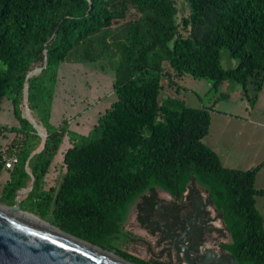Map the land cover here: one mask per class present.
<instances>
[{
  "label": "trees",
  "instance_id": "obj_1",
  "mask_svg": "<svg viewBox=\"0 0 264 264\" xmlns=\"http://www.w3.org/2000/svg\"><path fill=\"white\" fill-rule=\"evenodd\" d=\"M129 10L135 15L127 18ZM221 48L236 60L233 67L220 66ZM62 62H97L112 71L115 99L85 134L67 129L65 119L49 121ZM35 67L40 70L25 79ZM183 74L213 85L233 80L246 98L248 79L259 89L264 0H0V103L10 102L16 120L0 124V134L17 136L11 143L16 152L8 154L16 162L1 188L6 204L31 175L24 197L34 200L40 218L110 250L136 197L155 202V188L178 196L192 179L220 213L230 236L226 248L236 262L264 264V228L254 205L264 191L254 187L264 159L245 169L223 166L201 142L209 108L188 106L173 95L158 99L162 80L172 86ZM24 81L28 114L45 132L43 147L28 158L41 137L22 113ZM64 135L70 145L61 155L63 173L44 190L42 178ZM6 157L0 156V169ZM114 254L135 264H159Z\"/></svg>",
  "mask_w": 264,
  "mask_h": 264
},
{
  "label": "rangeland",
  "instance_id": "obj_2",
  "mask_svg": "<svg viewBox=\"0 0 264 264\" xmlns=\"http://www.w3.org/2000/svg\"><path fill=\"white\" fill-rule=\"evenodd\" d=\"M180 8L183 11V4ZM134 15L135 13L129 10L126 17L130 18ZM235 63L236 60L229 57L227 51L221 48L219 51L220 66L230 68ZM59 66L60 79L54 88L49 121L53 125H57L61 123L62 119H65L67 129L85 134L96 122L97 117L108 107L109 103L115 99L110 85L112 71L106 65L105 68L100 67L97 62H62ZM163 66L164 69H168L166 64ZM176 81V84L167 86L163 79V88L158 93V99L173 95L182 98L188 106L208 107V129L201 138L204 145L214 148L218 153L227 155L230 162L226 164L230 167L245 169L264 159V83L257 89L253 81L248 79L246 90L249 98H246L240 85L229 79L213 85L211 81L205 78H193L188 74H183ZM176 85H178L177 92H175ZM23 112L26 115L24 105ZM0 124L16 125L10 102L7 99H3L0 103ZM36 128L39 127L36 126ZM14 137L17 138L11 132L0 134V156L2 158L8 156L10 149L12 153L16 152L17 148L11 147ZM68 145H70V142L67 136L64 135L57 151L51 158L47 172L42 178V189L46 190L51 186H56L59 182L64 170L61 155ZM245 154H247V157H243ZM221 159L223 161L222 156ZM24 170L29 174L25 166ZM10 171L11 168L0 169V204L7 205L1 188ZM256 174L254 187H264V167L260 168ZM29 176L31 181V175ZM193 184L195 183L193 182ZM194 188L195 191L201 192L202 196H205L206 193L203 189L197 186H194ZM155 189L161 190L159 188ZM26 192L25 188L16 191V197L20 199L18 202L19 208L40 218L36 208L33 207L35 206L34 200L24 197ZM159 194L161 197L166 196L162 193ZM254 200L255 208L262 217L264 228V195L262 197L255 196ZM13 201L14 198L12 203ZM133 203L130 204L127 213L132 211ZM41 219L48 223L51 220L48 216ZM119 229V232L112 237L109 245L111 248L108 251L112 253L115 250L123 251L136 258L148 261L145 256L144 245L134 243L128 239L129 235H134H131L128 230H124V223L123 226L120 224ZM136 244L139 245L140 249L136 247Z\"/></svg>",
  "mask_w": 264,
  "mask_h": 264
},
{
  "label": "flooded vegetation",
  "instance_id": "obj_3",
  "mask_svg": "<svg viewBox=\"0 0 264 264\" xmlns=\"http://www.w3.org/2000/svg\"><path fill=\"white\" fill-rule=\"evenodd\" d=\"M190 181L178 196L167 193L161 197L155 189V202L136 197L133 225L128 231L134 236L128 239L142 243L148 261L159 264H189L185 251L191 264H230L234 257L226 248L230 236L222 217L204 188L194 181L205 191L202 196Z\"/></svg>",
  "mask_w": 264,
  "mask_h": 264
},
{
  "label": "water",
  "instance_id": "obj_4",
  "mask_svg": "<svg viewBox=\"0 0 264 264\" xmlns=\"http://www.w3.org/2000/svg\"><path fill=\"white\" fill-rule=\"evenodd\" d=\"M39 70V67L33 68L25 75V79ZM23 90L26 116L41 137L39 148L29 153L28 158L43 147L45 132L36 128L35 122L28 114L25 81ZM31 185L32 179L25 190H29ZM16 196L17 193L12 204H0V264H134L21 210L18 204L20 199ZM19 212L31 214L37 220L23 216ZM184 258L191 264L186 251ZM230 264L237 262L231 259Z\"/></svg>",
  "mask_w": 264,
  "mask_h": 264
},
{
  "label": "crops",
  "instance_id": "obj_5",
  "mask_svg": "<svg viewBox=\"0 0 264 264\" xmlns=\"http://www.w3.org/2000/svg\"><path fill=\"white\" fill-rule=\"evenodd\" d=\"M208 146V145H207ZM216 155H217V157H218V159H219V161H220V163L223 165V166H225V167H230L228 164H226V163H228V162H230V159L228 158V156L227 155H225L224 153H218L214 148H212V147H210V146H208ZM221 156H222V158H223V161H222V159H221ZM243 157H247V154H245ZM231 168H237V167H231ZM5 169H9V168H5ZM257 175V174H256ZM256 175H255V177H256ZM7 179V177L5 178V180ZM4 180V181H5ZM255 180V179H254ZM192 181H190V183H191ZM194 182V181H193ZM30 183V182H29ZM195 186H197V187H199L200 189H201V187L198 185V184H195ZM28 187V186H27ZM257 188H262V189H264V187H257ZM23 189V188H22ZM156 191H157V194H159V193H162V195H166L165 197H167L168 196V194L166 193V192H164L163 190H158V189H156ZM160 195V194H159ZM158 195V196H159ZM264 195V191H263V193L260 195L261 197ZM133 218H134V213H133V211H129L128 213H127V215H126V218H125V220L124 221H122V226H123V223H124V230H128V231H130L131 230V226L133 225L132 224V222H133ZM126 221V222H125ZM137 246V248L138 249H140V247H139V245L138 244H136Z\"/></svg>",
  "mask_w": 264,
  "mask_h": 264
},
{
  "label": "built area",
  "instance_id": "obj_6",
  "mask_svg": "<svg viewBox=\"0 0 264 264\" xmlns=\"http://www.w3.org/2000/svg\"><path fill=\"white\" fill-rule=\"evenodd\" d=\"M15 162H16V156L12 154L5 158L3 162V166L4 168H11Z\"/></svg>",
  "mask_w": 264,
  "mask_h": 264
},
{
  "label": "bare ground",
  "instance_id": "obj_7",
  "mask_svg": "<svg viewBox=\"0 0 264 264\" xmlns=\"http://www.w3.org/2000/svg\"><path fill=\"white\" fill-rule=\"evenodd\" d=\"M19 214L37 220L34 216H31V215H29L28 213L19 212ZM39 222H41V221H39ZM41 223H43V222H41Z\"/></svg>",
  "mask_w": 264,
  "mask_h": 264
}]
</instances>
